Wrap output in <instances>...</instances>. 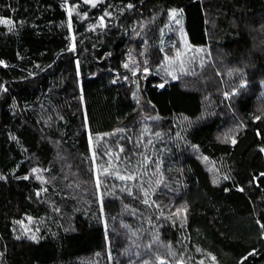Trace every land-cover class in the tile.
<instances>
[{"label":"trees","instance_id":"1","mask_svg":"<svg viewBox=\"0 0 264 264\" xmlns=\"http://www.w3.org/2000/svg\"><path fill=\"white\" fill-rule=\"evenodd\" d=\"M152 1L162 13L183 10L193 47L240 43L250 59L246 89L233 102L244 120L236 143L220 136L231 103H217L223 114L212 115L197 90L172 79L161 87L157 74L140 81L154 127L138 116L131 86L119 80L127 74L119 73L129 50L141 45L129 26ZM182 1L99 0L93 7L84 0H0V19L12 21L0 24L7 65L0 64V264H91L97 254L100 264H111L110 255L112 264H140L133 241L154 262L161 248L185 264H264V116H254L264 81V0ZM67 5L87 13L85 20L73 14L71 29ZM101 16L105 28L92 32ZM147 157L172 188L119 178L122 170L143 169ZM202 157L216 165V176ZM168 204L187 211L177 218Z\"/></svg>","mask_w":264,"mask_h":264},{"label":"rangeland","instance_id":"2","mask_svg":"<svg viewBox=\"0 0 264 264\" xmlns=\"http://www.w3.org/2000/svg\"><path fill=\"white\" fill-rule=\"evenodd\" d=\"M159 2L183 5L182 0H159ZM142 6L143 7L140 9L142 13L141 17L135 19L129 26L132 32V40L141 39V45L136 47L135 51L133 49L129 50V56L126 58V61L123 62V72L119 73V75L122 76L125 75V73L127 74L119 80L126 86H131L132 95L139 105L138 116L143 120H147L145 123L147 126L154 127L153 124L156 122L155 115L151 107L142 99L140 81L148 74H157L162 80L159 85H164L165 82L172 79L178 80L183 88L197 90L202 97L206 100L208 99L212 103L214 111L212 115H218V112L223 114V111H220V109H215V106L218 105L217 103L222 107L224 104L227 106H231L232 104L229 108L230 112L228 111L229 115H223V117H227V119L232 117L229 119L230 122L222 129L220 136L223 140L226 135L235 139L237 133L244 127V120L241 114L234 108L233 102L240 96L241 92L246 89L247 83H243L242 80L246 77L245 71L250 68V59L247 58L241 44L234 43L230 46L208 44L206 47H193L189 44L183 31L182 15L180 12L177 11V14L173 18L170 14L171 11L168 13L160 12L161 10H159L157 3L154 1L147 2ZM69 9H71L72 15L81 13L80 16L83 20L87 17V13L82 12L81 8L77 5H67L68 12ZM177 20H179L180 23H177ZM105 22L106 19H104V25L106 26ZM91 25H96L95 30H92V32H97L99 28H105V26H99V19L91 23L90 26ZM125 64H127L128 67H124ZM145 68H147L148 71H144ZM225 93L229 95L225 96ZM255 115L260 117L264 116V81L261 82V87L254 103V116ZM150 139L151 135L146 139L145 146L150 144ZM93 146L94 143L91 140L92 149H94ZM94 154L95 152L93 150V155ZM201 161L204 163L205 167L216 176L218 173L216 165L203 157ZM37 170L36 172H32L36 179L44 182L49 181L48 176L43 170ZM94 172L96 184L99 180L100 186V170L97 163H95ZM164 172L165 171L160 168L159 165L147 157L144 160L143 169L140 170L135 168L132 171L122 170L121 176L135 175V179L132 180H136L137 183L140 181L143 185L153 188H160L161 186L172 188L173 183H170V180H168L169 177H167L166 174L164 175ZM168 205V214H170L169 211H172V215L175 214V217H183L185 211L182 205ZM178 209H180L179 212L177 211ZM24 226L26 231L32 230L29 225L25 224ZM130 243H132V240ZM131 246L135 249L134 254L135 257L140 259V264H161V262H163V264H179L181 260L184 261L183 258L177 257L172 253H169L170 259L164 257L160 248L159 250L155 249V252H157L160 257L154 262L150 255L145 254L143 243L141 246L138 242L133 241ZM172 248L174 249L173 245H168L169 250ZM167 259L171 260L172 263ZM100 260V255L97 254L89 261L92 262L91 264H100ZM109 260L112 264L111 255L109 256ZM129 264H135V262L129 261Z\"/></svg>","mask_w":264,"mask_h":264},{"label":"snow or ice","instance_id":"3","mask_svg":"<svg viewBox=\"0 0 264 264\" xmlns=\"http://www.w3.org/2000/svg\"><path fill=\"white\" fill-rule=\"evenodd\" d=\"M98 2H99V0H84V3H85V4H90V5H92L93 7H96L97 4H98ZM127 7H128V8H132V7H134V6H133L132 4H128ZM177 11H179L180 13H182L183 10H182V9H181V10H175V9L171 10V13H170V14L173 16V18H174L175 15L177 14ZM68 15H69L68 27H69V29H71V27H72V23H71V15H72V12H71V9H69ZM106 15H111V13H106ZM104 19H105L104 16H101V17L99 18V26H101V27L105 26V25H104ZM176 22H177V23H180L179 20H177ZM0 23L5 24V25H10V24H12V21H10V20H6V19H0ZM95 27H96V25H91V26H90L91 30H95ZM11 30H12V28L9 27V31H11ZM73 39H74V37H73ZM74 49H75V45L73 44V45H72V50H74ZM166 59H167V57H166ZM77 63H78V62H77ZM0 64H3L5 67L7 66V65L5 64V62L2 61V60H0ZM124 67H128V65L125 64ZM144 71H148V69L145 68ZM174 78H175V77H174ZM125 79H127V78H125ZM160 86L163 87V85H160ZM6 90H7V89H5V91H6ZM227 95H229V94H228V93H225V96H227ZM255 118H256V119H260V116H256ZM258 134H259V133H258ZM13 139H15V137H13ZM229 139H231V142H232V143H236V141H235L234 138H230V137L227 136V135L224 137V141H225V142H228ZM89 141L91 142V136H89ZM261 150L264 151V149H261ZM32 171H33V172H36V171H38V170H37V169H33ZM261 176H264V173H261ZM5 178H6V177H4V176H0V179H5ZM38 178H39V177H38ZM119 178H120L121 180H132V179H135V175L120 176ZM24 179H28V177L25 176ZM224 179H228V177L225 176ZM214 183H219V181H218V180H215ZM97 187H99V180L97 181ZM141 187H142V186H141ZM241 191H243V189H241ZM144 194H145V196H147V195H148V192L145 191ZM37 195H39V193H37ZM143 202H144L145 204H148V200H147V199H145ZM183 210H184L185 212L187 211V206H186V205L183 206ZM177 211L179 212L180 209H178ZM258 223H259V222H258ZM260 227H261L262 229H264V224H261ZM32 239L35 240L36 237L33 236ZM149 247H151V246H149ZM213 259H214V258H213ZM161 264H163V262H161ZM179 264H184V261L181 260V261L179 262ZM201 264H203V261H201Z\"/></svg>","mask_w":264,"mask_h":264}]
</instances>
